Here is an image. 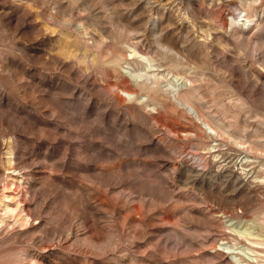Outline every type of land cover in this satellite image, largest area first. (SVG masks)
Wrapping results in <instances>:
<instances>
[{
    "label": "rangeland",
    "instance_id": "rangeland-1",
    "mask_svg": "<svg viewBox=\"0 0 264 264\" xmlns=\"http://www.w3.org/2000/svg\"><path fill=\"white\" fill-rule=\"evenodd\" d=\"M0 264H264V0H0Z\"/></svg>",
    "mask_w": 264,
    "mask_h": 264
},
{
    "label": "bare ground",
    "instance_id": "bare-ground-1",
    "mask_svg": "<svg viewBox=\"0 0 264 264\" xmlns=\"http://www.w3.org/2000/svg\"><path fill=\"white\" fill-rule=\"evenodd\" d=\"M261 1V0H260ZM243 2V1H242ZM249 19V18H248ZM246 21V20H245ZM251 21V20H250ZM249 21V22H250ZM252 22H253V20H252ZM137 38V37H136ZM136 50V49H135ZM136 52V51H135ZM148 68V67H147ZM146 70V69H145ZM142 71V70H141ZM144 73V72H143ZM148 75V74H147ZM132 76H133V78L136 80V79H141V78H143L144 76H145V74H142L141 72L139 73V72H135L134 74L132 73ZM149 76V75H148ZM154 76V75H153ZM152 77V76H151ZM155 77V78H154ZM153 77V79H156L157 77L156 76H154ZM146 79L148 80V77H146ZM152 79V80H153ZM140 81V80H139ZM189 81V80H188ZM153 82V81H152ZM155 84H156V82H154ZM137 85H139V84H137ZM145 85V84H144ZM143 87V86H142ZM173 93V92H172ZM127 95H130L129 93H127ZM179 105V104H178ZM186 105V104H185ZM188 110V109H187ZM191 110V109H190ZM192 112V111H191ZM193 113V112H192ZM195 115V114H194ZM196 116V115H195ZM202 123V122H201ZM206 126V125H205ZM208 126V125H207ZM227 133V132H226ZM194 171V170H193ZM194 172H196V171H194ZM227 236V235H226Z\"/></svg>",
    "mask_w": 264,
    "mask_h": 264
}]
</instances>
